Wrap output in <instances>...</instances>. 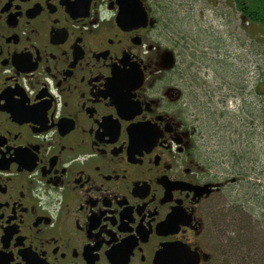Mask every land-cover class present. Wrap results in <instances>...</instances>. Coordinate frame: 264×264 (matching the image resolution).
Returning <instances> with one entry per match:
<instances>
[{"label": "flooded vegetation", "instance_id": "flooded-vegetation-1", "mask_svg": "<svg viewBox=\"0 0 264 264\" xmlns=\"http://www.w3.org/2000/svg\"><path fill=\"white\" fill-rule=\"evenodd\" d=\"M161 20L154 0H0V264H230L213 196L244 179Z\"/></svg>", "mask_w": 264, "mask_h": 264}, {"label": "rangeland", "instance_id": "rangeland-1", "mask_svg": "<svg viewBox=\"0 0 264 264\" xmlns=\"http://www.w3.org/2000/svg\"><path fill=\"white\" fill-rule=\"evenodd\" d=\"M154 3L163 45L180 52L199 101L203 92L212 100L198 107L209 150L220 154L222 171L231 163L229 173L244 179L213 196L216 235L230 264H264V37L232 0Z\"/></svg>", "mask_w": 264, "mask_h": 264}, {"label": "trees", "instance_id": "trees-1", "mask_svg": "<svg viewBox=\"0 0 264 264\" xmlns=\"http://www.w3.org/2000/svg\"><path fill=\"white\" fill-rule=\"evenodd\" d=\"M253 1L256 5H260L257 10L263 14V16L256 11V5L252 4ZM232 2L236 5L239 13L241 14L242 20L245 18L246 23L250 22L257 24L261 35L264 37V0H232ZM240 184L242 183H239V185Z\"/></svg>", "mask_w": 264, "mask_h": 264}, {"label": "water", "instance_id": "water-1", "mask_svg": "<svg viewBox=\"0 0 264 264\" xmlns=\"http://www.w3.org/2000/svg\"><path fill=\"white\" fill-rule=\"evenodd\" d=\"M127 7H128V10H130L132 7L130 6V5H127ZM130 12V11H129ZM137 16L138 15H130L129 13H128V11L126 10V8L124 7V9H122V11L118 14V16H117V18H118V22L120 23V24H125V25H128L129 23H131L132 21V18H137ZM163 59H164V67L166 68V69H169V67H171L172 65H173V63H174V59H173V55H172V53H171V51L169 50V51H165L164 52V56H163ZM130 71H131V73H130V80L131 81H134V80H136L135 79V76H134V73H135V71H134V69L132 68V69H130Z\"/></svg>", "mask_w": 264, "mask_h": 264}]
</instances>
